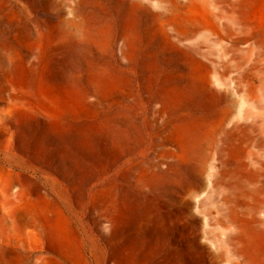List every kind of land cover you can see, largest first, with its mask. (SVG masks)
I'll return each instance as SVG.
<instances>
[{
    "label": "rangeland",
    "instance_id": "obj_1",
    "mask_svg": "<svg viewBox=\"0 0 264 264\" xmlns=\"http://www.w3.org/2000/svg\"><path fill=\"white\" fill-rule=\"evenodd\" d=\"M247 143L264 0H0V264H223Z\"/></svg>",
    "mask_w": 264,
    "mask_h": 264
},
{
    "label": "bare ground",
    "instance_id": "obj_2",
    "mask_svg": "<svg viewBox=\"0 0 264 264\" xmlns=\"http://www.w3.org/2000/svg\"><path fill=\"white\" fill-rule=\"evenodd\" d=\"M260 150L263 152L264 145ZM259 152H252L248 143L242 147L234 182L224 183L222 199L234 205L224 214L223 222L227 225L236 216V225L223 233L219 251L223 264H264V153Z\"/></svg>",
    "mask_w": 264,
    "mask_h": 264
}]
</instances>
